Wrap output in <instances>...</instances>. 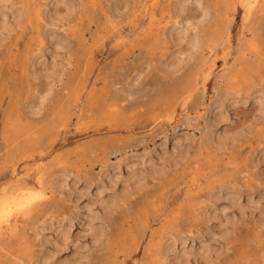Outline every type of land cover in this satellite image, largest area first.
Wrapping results in <instances>:
<instances>
[{
	"label": "rangeland",
	"instance_id": "1",
	"mask_svg": "<svg viewBox=\"0 0 264 264\" xmlns=\"http://www.w3.org/2000/svg\"><path fill=\"white\" fill-rule=\"evenodd\" d=\"M22 194L0 264H264V0H0Z\"/></svg>",
	"mask_w": 264,
	"mask_h": 264
},
{
	"label": "bare ground",
	"instance_id": "2",
	"mask_svg": "<svg viewBox=\"0 0 264 264\" xmlns=\"http://www.w3.org/2000/svg\"><path fill=\"white\" fill-rule=\"evenodd\" d=\"M246 18V17H245ZM187 23V22H186ZM178 34H180V30H179V32H178ZM195 36V35H194ZM196 37V36H195ZM178 39L179 40H182V37L181 36H179L178 37ZM194 40H196V38H194ZM187 51V50H186ZM185 51V52H186ZM188 52V51H187ZM182 53V55H183V53H184V51L183 52H181ZM187 54V53H186ZM180 55V54H179ZM182 57H181V55H180V58L179 59H181ZM204 65V64H203ZM31 189V188H30ZM29 189V190H30ZM25 191V190H24ZM38 192V191H37ZM21 193H23V192H21ZM20 193V194H21ZM26 193V192H25ZM29 193V192H28ZM19 194V193H18ZM8 195H9V193H8ZM14 195V194H13ZM4 196V195H3ZM7 196V195H6ZM33 197V196H32ZM31 198V197H30ZM34 198V197H33ZM36 198V197H35ZM31 200V199H30ZM27 201H28V196H25V195H15V196H10V197H6V198H3V199H0V222H2V221H6V219L10 216V214H11V212L13 211H17L18 209H20L22 206H23V204H25V203H27ZM28 203H30V202H28ZM27 205V204H26ZM64 239V238H63ZM206 252H207V250H206ZM204 260H203V262L205 263V264H209L210 263V260H211V256L209 257V252L208 253H206L205 255H204Z\"/></svg>",
	"mask_w": 264,
	"mask_h": 264
}]
</instances>
